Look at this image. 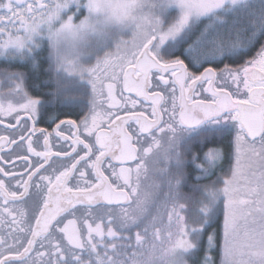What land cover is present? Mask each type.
I'll list each match as a JSON object with an SVG mask.
<instances>
[{"label": "snow or ice", "instance_id": "obj_1", "mask_svg": "<svg viewBox=\"0 0 264 264\" xmlns=\"http://www.w3.org/2000/svg\"><path fill=\"white\" fill-rule=\"evenodd\" d=\"M0 63V264H264V0H0Z\"/></svg>", "mask_w": 264, "mask_h": 264}, {"label": "flooded vegetation", "instance_id": "obj_2", "mask_svg": "<svg viewBox=\"0 0 264 264\" xmlns=\"http://www.w3.org/2000/svg\"><path fill=\"white\" fill-rule=\"evenodd\" d=\"M7 90V85L4 84L2 81H0V91H6ZM87 113V109H75L74 111H70V110H65L63 114H61L60 119H73V120H77L79 121L80 119L83 118V115ZM23 117V114H21ZM12 123H15V120L13 119L11 121ZM39 127H45L48 128L49 131H51V128L54 127V125H52L51 127H49L48 124H40L38 125ZM65 134L68 135L70 134L68 132L67 126H65ZM4 133V128L2 125H0V134ZM55 137H53V143H55ZM67 147V146H65ZM58 162H54V166L57 165ZM165 167V162L163 160H161L159 163L157 164H153L150 162L149 164V173H148V178L145 180V185L147 186L148 184H151L153 181L156 182H160V176L159 173L156 171H153V169H163ZM166 190V188H165Z\"/></svg>", "mask_w": 264, "mask_h": 264}, {"label": "rangeland", "instance_id": "obj_3", "mask_svg": "<svg viewBox=\"0 0 264 264\" xmlns=\"http://www.w3.org/2000/svg\"><path fill=\"white\" fill-rule=\"evenodd\" d=\"M130 38H131L130 34H129L128 36H125V37H124V39H126V40H128V39H130ZM46 54H48L47 51H45V52L43 53L44 56H45Z\"/></svg>", "mask_w": 264, "mask_h": 264}, {"label": "trees", "instance_id": "obj_4", "mask_svg": "<svg viewBox=\"0 0 264 264\" xmlns=\"http://www.w3.org/2000/svg\"><path fill=\"white\" fill-rule=\"evenodd\" d=\"M45 56H47V54L45 55ZM4 65L2 64V63H0V67H3ZM12 70H17V69H12ZM22 70V69H21Z\"/></svg>", "mask_w": 264, "mask_h": 264}]
</instances>
